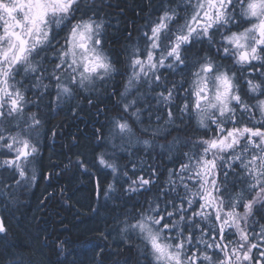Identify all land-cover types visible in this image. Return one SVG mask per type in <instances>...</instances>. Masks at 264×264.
Returning <instances> with one entry per match:
<instances>
[{"label":"snow or ice","instance_id":"obj_1","mask_svg":"<svg viewBox=\"0 0 264 264\" xmlns=\"http://www.w3.org/2000/svg\"><path fill=\"white\" fill-rule=\"evenodd\" d=\"M206 2L203 22L199 12L191 17L198 27L185 23L172 33L169 23L178 16L169 7L156 21L145 23L147 30L138 31L135 37L128 32L122 47L126 58L121 62L106 49L111 38L106 9L119 8L118 4L114 6L110 0H0V188L8 189L0 194L5 196V211L11 213L17 206L18 190L37 180L34 165L40 157V130L45 124L39 109L46 98L45 107L57 115L65 108L76 115L83 102L99 117L109 111L105 101L118 95L108 126L122 140L129 144L135 141L149 150L153 140L141 136L155 138L158 129L141 127L143 109L136 99H127L134 85L146 84L149 93H155L157 105L167 107L166 124H175L177 112L182 117L194 107L199 127L207 131L206 121H210L218 135L185 137L183 144L189 146L188 151H182L180 138H175L172 144L182 159L177 162L169 155L174 166L165 167L163 184L157 163L142 161L139 170L133 163L129 172L127 165L117 163L114 153L105 151L95 153L91 161L80 153L69 160L65 167L87 174L94 182L97 198L103 196L105 204L117 199L115 193L119 198L144 197L143 204L125 207L122 219L113 217V227L98 230L99 242L91 248L93 264H140L141 256L148 264H264V100L257 105L262 117L259 121L253 122L254 117H249L248 123L238 121L233 102L242 114L248 113L249 105L234 93L233 77L224 71L215 74L217 87L209 101L205 94L208 74L216 71L210 58L194 73L201 85L194 93V104H176V84L157 91L162 80L159 67L173 69L185 64L186 45L198 41L211 44L215 36L212 30L230 23L233 0ZM197 7L203 9L204 4ZM243 15L258 23L243 32H232L224 40L244 49L239 52L238 63L251 64L261 60L264 53V0H247ZM61 32L63 44L57 39ZM251 32H258V37L249 46L242 41ZM223 51L227 54L229 48ZM129 71L124 91L109 92L108 85ZM259 88V83L249 81L251 91ZM29 91L35 99L28 98ZM202 101H209L206 107H201ZM30 105L37 110L32 111ZM105 126L101 123L93 128L92 136L98 143L106 139ZM56 135L51 131L52 137ZM101 170L110 177L104 185ZM104 206L90 211L99 217ZM105 224L107 227V221ZM113 232L117 239L109 242ZM134 238L144 247L130 256L126 253L138 247ZM66 243L58 242L60 252ZM15 247L9 240L7 219L0 214V250L11 256Z\"/></svg>","mask_w":264,"mask_h":264},{"label":"trees","instance_id":"obj_2","mask_svg":"<svg viewBox=\"0 0 264 264\" xmlns=\"http://www.w3.org/2000/svg\"><path fill=\"white\" fill-rule=\"evenodd\" d=\"M110 2L114 6L118 4L119 8L106 9L109 12V36L111 37L106 43V49L114 59L121 62L126 58L122 54V47L127 43L123 37L127 36L128 32H132L135 37L138 31L147 30L143 27L145 23L156 21L163 10L171 7L172 3L174 9L180 10L183 14L182 0H110ZM121 10L123 14H121ZM77 15L79 14L77 13ZM175 24L174 22V32L177 30ZM181 25L176 24V26ZM2 29L3 21H0V31ZM170 34L169 32L165 33V35ZM185 47L188 51L184 54V58L189 63H193L194 59H200L201 49H208V46L199 41ZM226 56L224 54V64L226 63L224 67L227 66L229 72L233 71L234 73L236 68L229 66V59ZM181 70H183V76L168 71L167 80L164 85L162 84L163 86L160 84L161 87L157 91L163 90L164 86L171 87L172 84H176L177 89L174 92L176 104L179 105L185 101L194 104L193 93L196 89L191 85L192 92L187 90L185 68ZM128 75L129 73L123 77L117 76L108 85V91L112 92L115 89L116 92H123L122 79ZM187 77L190 80V74L187 73ZM20 78L17 77V79ZM245 81L240 77L235 86L238 88V94L241 95L243 103L249 105V111L247 114H242L239 106L233 102V107L237 109L236 116L242 123H248L249 117L255 118L253 122L259 121L262 118L261 113L255 107V99L251 98L249 92L244 90L245 86L242 82ZM134 87L132 94L128 95V100L136 99L137 106L143 109L141 119L144 123L141 127L158 129V135L155 138L148 134L141 136V138L153 140V148L149 150L144 149L142 144H136L135 141L129 144L119 135V137L113 136L112 132L114 131L108 125L110 117L114 114L113 105L119 99L118 95H112L105 101L109 111L99 117L90 111L87 104L83 102H81V110L76 115L71 112H65L67 114L65 115L64 111L59 115L49 112L45 107L48 103L47 98L40 105L39 111L45 124L40 130V157L34 165L37 180L30 187L22 188L16 192L18 204L11 213L4 210L5 196L0 194V211L7 219L9 240L16 245L11 250V256L3 254L0 250V264H71L72 261H75V264H93L91 248L99 242L98 230L107 231L108 228L113 227V217L119 216L122 219L125 207L131 209L134 203L137 206L144 203V197L139 194L131 198H119V194L115 193L117 199L105 204L103 196L97 198L94 182L89 179L87 174H82L81 171L71 166L65 167L69 164V160H75L76 154H83L91 161L94 159L95 153L99 151H105L109 155L114 153L117 163L121 166L127 165L129 172H131L133 163L137 165L138 170L142 161L157 163L161 172L159 179L163 184L167 178L165 167L174 166L169 161V155L171 154L173 160H177V162L182 159L178 156L176 146L172 144L175 138H180L181 150L188 151L189 146L183 144L185 137L196 138L200 135L215 137L216 134L218 135L215 125H212L210 121H206L209 124L207 131L198 126L196 111L193 108L190 114H184L182 117L177 112L178 118L175 124H166L167 107L162 103L157 105L155 93H149L146 84L134 85ZM27 95L30 100L35 99L31 91ZM31 110L36 111L37 109L31 107ZM101 123L106 125L104 129L106 139L98 143L93 139L92 133L93 128L98 127ZM176 125H180V127L177 128ZM227 126L230 128L232 124L229 123ZM51 131H55L57 135L52 137ZM137 135L139 136L140 133L137 132ZM163 136H165L164 140ZM2 159L3 157L0 156V160ZM31 167L29 166V174ZM2 171L0 169V172ZM93 171L95 172L96 169ZM49 173H51L50 177ZM5 175L7 174L5 173ZM100 177L102 185L110 181V177L104 176L103 170L100 171ZM7 190L0 188V193ZM180 191L183 192V189ZM98 205H105L101 208L99 217L90 211L91 208ZM105 221H107V227ZM112 237H110L111 240H113ZM59 241H67L63 252L57 248ZM133 243L139 245L137 241ZM137 252L138 249L134 248L126 254L136 256ZM139 260L140 264H148V260L142 256L139 257Z\"/></svg>","mask_w":264,"mask_h":264},{"label":"flooded vegetation","instance_id":"obj_3","mask_svg":"<svg viewBox=\"0 0 264 264\" xmlns=\"http://www.w3.org/2000/svg\"><path fill=\"white\" fill-rule=\"evenodd\" d=\"M233 3H234V8L230 9V15H231L230 23L217 25V27L212 30L215 33V36L211 44H209L207 41L200 42L201 44H205L206 46H208L207 50L201 49L202 54L200 56L201 59L200 62H206V58H210L216 70H218V68H220L219 70L222 71L227 70L229 76L231 77L235 76V78L233 77L234 93H238V88L237 86H235L236 82L240 79V77L244 78L246 80L245 82H242V84L245 86L244 90L249 92V96L251 98L255 99L254 101L255 103L259 100H264V92H263L264 86H261V90L259 88L255 92H253L249 89V81H252L253 84L261 83L264 85V69L261 68V65L264 64V53H261L262 59L259 61H252L251 64L238 63L237 61H238L239 52L243 51L244 49L238 52L233 51V48L230 49L229 45L224 40V37L233 31H238V32L244 31L248 27H251L253 23H258V20L243 15L244 8H246L247 0H233ZM242 4L244 7L241 6ZM170 8L174 9L173 3ZM205 10H207L206 0H205L204 11ZM161 15L162 14H160L159 16ZM171 22L169 23V28L171 29V32L174 33V29H173L174 22L173 21ZM200 22L201 23L203 22V16L202 19H200ZM248 35H249V42L247 45L252 46L254 42L253 38L258 37V32H251ZM224 47L229 48V52L227 54L224 53L223 51ZM234 49L236 50V48ZM224 54H226L227 55L226 57L229 59V63H230L229 66L231 68H236V71L234 73L233 71L229 72L227 66L224 67L226 65V63L224 64ZM219 59H221L222 61L220 62ZM169 73L174 74L175 68L170 69ZM190 88L191 85L188 86L187 90L191 93L192 91ZM205 94L208 95L207 90L205 91ZM193 97L194 99H196L195 95Z\"/></svg>","mask_w":264,"mask_h":264},{"label":"rangeland","instance_id":"obj_4","mask_svg":"<svg viewBox=\"0 0 264 264\" xmlns=\"http://www.w3.org/2000/svg\"><path fill=\"white\" fill-rule=\"evenodd\" d=\"M183 1V6H182V10H183V14H181V12H180V10L178 11L177 9H174L175 11H176V13H177V16H178V19L177 20H174L173 22H175L176 24H182V25H184L185 23H188V24H191L193 27H198V24H196V23H193L192 22V20H191V17L196 13V12H199L200 13V18L199 19H202V16H203V12H204V8H205V0H182ZM198 4H204V8L203 9H201V8H198L197 7V5ZM175 8H176V6H175ZM184 23V24H183ZM176 24H175V28L177 29L179 26H176ZM181 25V26H182ZM248 28H250V27H248ZM144 31V30H143ZM233 32H237V33H240V32H243V31H233ZM167 33V32H166ZM232 33V32H231ZM231 33H229L227 36H229V35H231ZM63 35H64V33L63 32H61L60 33V35L57 37V39L60 41V43L61 44H63L64 43V41H63V39H62V37H63ZM243 43H246V44H248V42H249V35H248V39L246 40V41H242ZM229 47H230V49H232L233 48V51H236V52H238V51H240V50H242V49H234V47L233 46H231V45H229ZM235 53V52H234ZM201 61V59H194V61H193V63H189V62H187V61H185V64H181V65H179V67L178 68H175V72H176V74H179V75H181V76H183V70H181V69H183V68H185V81L186 82H188V84L186 85L187 87L189 86V85H192V86H194L195 87V89H197L198 87H200V84H199V82H198V78L194 75V73H196V72H199L200 71V65L201 64H203V63H205V62H200ZM169 61H166V64L168 63ZM170 70V68H168L167 66H165V67H159L158 69H157V71H158V73L159 74H161L162 75V80L160 81V84L162 85H164V83H165V81L167 80V76H168V71ZM216 70V69H215ZM224 71H227V70H216L214 73H210V74H208V80H207V93H208V97H209V101L211 100V98L214 96V94H215V91H216V87H217V83H216V81H215V74H217L218 72H224ZM228 72V71H227ZM129 73V75L131 74L130 73V71L128 72ZM187 73L188 74H190V76H191V78H190V80L188 79V77H187ZM229 74V73H228ZM204 74L203 73H201V76H203ZM127 77L128 76H126V77H124L123 79H122V82H123V91H124V84H125V82H126V80H127ZM234 78H235V76H233ZM192 80V81H191ZM120 82H121V80H120ZM162 85V86H163ZM236 85V84H235ZM135 89V87L133 86L132 87V89L130 90V92L127 94V99H128V95L129 94H132V91ZM196 91V90H195ZM209 101H202V103H201V107H206V105H207V103L209 102ZM260 101V100H259ZM195 102V101H194ZM257 105H258V101L257 102H255V107H256V109L259 111V113H261L260 112V110H259V108L257 107ZM195 108L193 107V110H194ZM64 114L65 115H67L66 113H65V111L66 112H71V111H69L67 108H65L64 110ZM194 111H196V109L194 110ZM72 113V112H71ZM195 114V113H194ZM195 116H196V114H195ZM196 122H197V118H196ZM198 124V123H197ZM199 126V125H198ZM117 132H118V130H116ZM112 134H113V136L114 137H119L117 134H115V132H112ZM217 135V134H216ZM171 136V135H170ZM164 137L165 136H163L162 137V139L164 140ZM170 148H172V146H170ZM1 208H3V206L1 205ZM112 235H114V237H112V239H117V237H116V234L113 232V234ZM110 240V242L112 241L111 240V238H109ZM136 241L137 242H139V245L138 244H136V246H138V247H136L137 249H139V247H144V244H143V242L142 241H140L139 239H137V238H134L133 239V242H135L136 243ZM143 257V256H142ZM149 259H151V257H149Z\"/></svg>","mask_w":264,"mask_h":264}]
</instances>
